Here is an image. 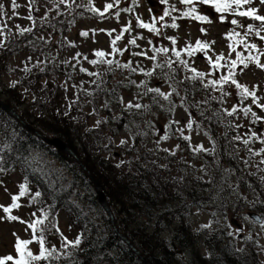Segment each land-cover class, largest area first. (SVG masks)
Instances as JSON below:
<instances>
[{
  "label": "trees",
  "instance_id": "1",
  "mask_svg": "<svg viewBox=\"0 0 264 264\" xmlns=\"http://www.w3.org/2000/svg\"><path fill=\"white\" fill-rule=\"evenodd\" d=\"M29 1L35 8V2L45 0ZM91 9L87 0H70L63 8L45 11V16L40 19L41 25L34 23L35 30L47 31L51 40L52 35L58 34L61 43L56 41L50 45H56L61 50L64 34L71 32L72 24L77 19H104L109 14L107 11L100 16ZM35 30L27 38L33 40L35 45H40V39L34 35ZM23 35L20 33V36ZM18 36L13 34L0 41V81L3 70L9 68L11 55L25 50L11 51L12 42L15 38L18 40ZM167 49L171 64L164 82L169 87L165 94L168 99L148 91L149 88H159L153 84L160 78V73H153L154 69H146L145 73L140 63L133 68L131 59L118 55L95 59L99 75L94 87L87 93L94 100L90 102L87 99L90 111L87 116L93 115L97 120L94 127L87 126L86 122L79 124L65 112H59V94L49 77L59 70L56 60L28 67L26 77H22V74L10 85H3L0 99L9 103L26 124L44 136L60 138L77 155L104 191L108 205L118 214L114 217L117 229L133 243L149 264H264L257 257L252 243L237 249L227 227L220 228L216 223L215 228L209 229L205 225L194 228L190 221L192 206L205 204L202 189L213 187L217 180L210 170L208 173L212 178L205 180L203 177L202 172L206 171L203 165L207 162L212 163L215 170H220L224 163L235 168L239 173L234 172L239 195L255 200L248 203L241 198L236 204L233 203L230 207L232 215L237 216L240 210L247 208L264 216V163L244 149L240 130L233 121L237 113L235 111L228 115L236 106L228 111L223 109L228 94L233 93L238 102L245 101L247 97L240 96L241 90L231 80L226 83L213 82L231 71L234 74L232 79L247 86L236 77L238 74L233 66L224 75L213 71L205 73L189 64L194 53L189 54L188 48L182 49L172 43V47ZM173 49L179 53V57ZM126 64L128 67H124ZM196 73H203V76ZM138 75L146 77L145 82L141 80V86L135 82ZM42 77L45 78L43 82L40 80ZM18 80H24L29 94L22 95L17 91L20 85ZM130 88H139L138 92L147 107L129 108V103L121 106L119 100L124 91ZM171 96L181 97V104L193 106L197 126L211 139V152L191 151V145L182 135L173 137L177 144L174 152L160 149L158 143L153 149L144 145L139 147L146 139L144 126L152 123L160 112L169 129L174 132L169 107L162 104L168 102ZM29 98H33V101H28ZM82 100L83 95L80 94L78 100L71 104V110L78 103L85 105ZM175 101L172 98L171 103L175 104ZM29 103L37 104L38 107L29 110ZM157 105L161 109L155 107ZM152 114H155V118L151 117ZM130 123L134 125L131 135L133 142L127 144L123 140L124 143L116 144L115 134L125 130ZM92 144L101 152L89 149L88 146ZM122 145L125 149L123 156L118 153L120 157H115L113 149L121 148ZM213 151L216 154L214 158ZM70 158L0 108V176L18 170L22 175L21 185L25 186L26 191L34 185L41 192L38 198L35 196V201L42 214L34 221L43 223L33 230L35 237H43L45 247L51 235L57 231V209H63L81 230L65 256H59L52 250L49 251L51 255L47 252L45 258L31 260L30 264H146L116 235L109 216L98 203L92 179L78 162L70 161ZM177 173H181L179 177ZM247 184L250 187L245 186ZM218 208H221V204L213 205V211ZM77 238L79 244L74 243Z\"/></svg>",
  "mask_w": 264,
  "mask_h": 264
},
{
  "label": "rangeland",
  "instance_id": "2",
  "mask_svg": "<svg viewBox=\"0 0 264 264\" xmlns=\"http://www.w3.org/2000/svg\"><path fill=\"white\" fill-rule=\"evenodd\" d=\"M69 1L45 0L35 2L34 8L29 0H15L17 7L13 8V0H0V5H3L0 8V40L13 34H19L18 40L15 38L12 42L11 51L25 49L18 53L14 52L11 55L8 62L9 68L3 70L4 73H2L0 90L3 88V85H10L16 81L20 75L24 74L22 77H26L28 67L39 65L43 61L56 60L59 70L50 74L49 77L52 80L54 90L59 94L57 102V107L60 109L59 112H65L69 118L75 119V122L79 124H85L86 122L87 126L94 127L97 120L93 115L87 116L90 113L87 99L90 102L94 100L87 96V93L94 87L99 71L97 64L90 63V61L96 58L108 59L116 55L131 59L133 68L137 67L140 63L141 69L145 73L146 69H150V71L154 69L153 73H160V78L153 81V84L155 83L156 86H159L160 90L166 94L169 87L164 82L167 79L168 72H170L168 70H170L171 64L167 58V51L162 50L167 49V47L171 48L173 39L178 47L191 49H195L197 47L196 42L200 41L201 44H207L208 47L201 51H193L194 58L189 64L206 73L213 71L212 73L223 75L233 66L232 61H236L237 54H239L240 59L244 60L248 66L244 67V64L237 63L235 66L237 76L243 83L256 89V104L251 99L248 100L247 104L264 116V110L257 107V104L264 105V68L257 67L253 60L248 59L250 56L259 57V62L264 64V40H261L260 36L255 34L256 29L260 27V22L254 21L250 17H241L236 14L239 11H247L248 8L252 7L257 9L258 15H264V5H261L259 0H252L251 3L241 5L238 9L233 5L235 11L229 9L224 13L216 12L211 5L201 4L199 0H193L191 4H183L180 0H167V3L164 4L160 3V0H118V2H115V0H87L93 8L100 11L104 10L105 4L112 3L113 7L110 10L109 17L103 20L93 17L77 19L72 24L71 32L64 34V46L59 50L56 45H50L56 41L58 44L61 43V39H58L59 35H52L51 40L50 33L41 29L35 30L34 23L37 22L38 25H41L40 19L45 16V11H52L55 7L63 8L70 3ZM193 7L196 9V15L207 16L208 19L201 21L189 16H183L184 12ZM123 9H131V11H123ZM165 9L169 11L168 16H164ZM162 16L163 19H160ZM221 16L224 17L223 20H221ZM154 18L157 32H150L146 28L138 27V22L152 24ZM234 19L237 21L235 25L231 23ZM173 23L177 27H171ZM250 24L253 26L252 32L247 31ZM125 28L129 30L123 31ZM25 29H30V31H25ZM201 29L204 31H201ZM32 30H35V37L40 39V45H35L33 40L27 38ZM82 32H86L87 35L82 36ZM20 33H24V35L20 36ZM260 35L264 36V31ZM117 36L121 38L116 40L115 45H113L112 41ZM130 40H135V45L129 44ZM251 44H255L256 49L245 46ZM113 48L116 51H113ZM97 51H102L105 55L97 57L95 55ZM152 57H155V59H152ZM218 58H220L218 66H213L217 64ZM81 69H84V71ZM138 77V80L135 82L139 83L138 86H141V80L145 82L146 77L143 75H138ZM24 80H18L20 85L17 91L22 95L29 94L28 92L30 91L26 84H24ZM40 80L43 82L45 78L42 77ZM151 83L150 85H152ZM138 90L139 88L137 90H133L132 88L125 90L123 97L119 100L121 106L131 103L132 105L141 104L142 108H145L144 106L147 107V103L141 99V93ZM80 94L83 95L82 101L85 105L78 103L76 108L71 110V104L78 100ZM172 98L174 101L176 100L175 104L171 103ZM181 99L178 96L177 98L171 96L168 102L162 103L164 107H169L168 110L175 124L174 132L169 130L162 112L156 118L155 114H152L151 117L155 118V120L144 126V131L146 129V139L139 144V147L144 145L149 149H153L156 143H158L160 149L165 148L175 151L176 142L173 137L181 131L184 135L189 136L192 145V149L189 148L191 151L198 144H201L204 148L212 149L209 137L199 125L197 126L194 114L189 111L192 110L193 106L189 103L179 104V100ZM31 100L33 101V98L28 99V101ZM227 101L228 103L225 104L226 108L230 104H234L235 98L232 96ZM29 105V110H35V107H38L34 103H29ZM155 107L161 109L159 105ZM251 113L252 110L247 115H251ZM189 122L192 124L191 128L187 127ZM237 123H239L238 128L241 131H254L252 129L254 125L246 128L243 126V121H237ZM256 126L258 129L254 132L258 134L253 137L255 141L253 147L260 148L259 157L264 159V151H261V149H264V121L262 119L257 120ZM27 129L36 133L39 137L43 136L37 129L34 131L31 125L27 126ZM132 131H134V125L130 123L125 130L115 134V143L118 144L124 140L127 144H131L133 142L131 139ZM63 144L65 143L63 142ZM88 147L94 152H101V149L95 145ZM113 151L123 156L125 149L122 145L121 148H114ZM116 155L119 156V154ZM70 161H76V159L74 160L71 156ZM181 169L183 170V166H181ZM87 174L91 179L92 174L90 171ZM228 174L227 170H222L220 175L214 172L212 176H217L216 182L214 181L213 187L207 189L205 187L207 192L213 193L214 198L212 200L214 202L216 198H222V191L230 193L225 197L227 202H231L235 197L236 194L234 195V193L236 191L229 182ZM212 176L207 175L204 178L207 180L212 178ZM21 178L22 176L18 171H11L8 174L5 173L0 176V258L8 255L13 256V258L16 256L15 244L17 239L31 241L32 231L29 230L27 222L38 215L37 207L25 205L24 198L18 199L20 207L13 208L10 213L18 217L17 220H8V214L3 211L4 207H9L12 204V197L17 193V183ZM228 189L231 190L227 191ZM243 197L247 198L248 196ZM248 199L250 203L253 202L250 197ZM208 209V206H203V209H193L194 215L191 221L195 226L205 225L210 229L215 228L213 224L216 220L223 221L221 213L215 215ZM114 215L118 216L115 213ZM211 216L216 218V220L211 219ZM57 218L58 226L64 236L69 239L73 238L76 235L78 226L74 228L70 226L69 217L62 211L58 212ZM243 221L246 224L245 230H251V234H257L258 245L252 246L258 251V257L262 258L264 254V224L256 226L255 221L247 216H244ZM231 229L233 234H236L237 228L232 227ZM249 239L251 240L252 237L249 236ZM233 240L236 247L237 242L239 245L244 244L241 240L237 242L235 239ZM54 242L58 243L59 239L54 238ZM27 247L33 251L37 249L34 241ZM5 264H13V262L6 261Z\"/></svg>",
  "mask_w": 264,
  "mask_h": 264
},
{
  "label": "snow or ice",
  "instance_id": "3",
  "mask_svg": "<svg viewBox=\"0 0 264 264\" xmlns=\"http://www.w3.org/2000/svg\"><path fill=\"white\" fill-rule=\"evenodd\" d=\"M115 2H118V0H115ZM180 2L183 3V4H191V3H193V0H180ZM199 2L201 4L211 5V7L214 8L215 11L218 12V13H224V12H227L229 9H233V5H235L236 9H238V8L241 7V5L251 3L252 0H199ZM160 3H162V4L167 3V0H160ZM259 3L261 5H264V0H259ZM2 7H3V5H0V8H2ZM15 7H17V5L15 3V0H13V8H15ZM112 7H113V4L112 3H108V4H105L103 12H100L98 9H95V8H92L91 10L94 11V12H98L100 16H103L104 13L107 12ZM123 11H131V9H123ZM233 11H235V9H233ZM195 13H196V9L193 7L191 9H189L188 11L184 12L183 16H189V17H192L193 19H197V20H201V21H206L208 19L207 16H198ZM236 14L241 16V17H250L254 21H259L260 22V27L258 29H256L255 34L257 36H260L261 40H264V36L260 35V33L262 31H264V15H258L257 14V9L256 8H252V7L248 8L247 11H239ZM117 15H119V13H117ZM168 15H169V11H168V9H165L164 16H168ZM220 18H221V20L224 19L223 16H221ZM29 19H31V17H29ZM160 19H163V16L160 17ZM173 19H175V18H173ZM231 23L233 25H235V24H237V21L234 19V20L231 21ZM138 27L146 28L150 32H157L158 31L156 29V27H155V18L153 19V23L152 24L138 22ZM171 27L175 28V27H177V25L175 23H173L171 25ZM128 30H129L128 28L123 29V31H128ZM25 31H30V29H25ZM201 31H204V30L201 29ZM247 31L248 32H252L253 31V26L251 24L248 25ZM81 35L82 36H86L87 33L86 32H82ZM230 35H232V34L230 33ZM236 35H238V34H236ZM120 38H121L120 36H117L116 39L112 41V44L115 45L116 40H119ZM169 39H172V38H169ZM172 42L174 44L175 40L173 39ZM128 43L129 44H135V40H130ZM196 43H197V47L195 49H189V54H191L193 51H201V50H204V49H206L208 47L207 44H201L200 41H197ZM245 46L246 47H250L252 49H256V45L255 44L245 45ZM113 51H116V49L113 48ZM155 51H159V50H155ZM162 51L166 52V51H168V49H163ZM173 51L175 52V49H173ZM95 55L97 57H103L105 55V53H103L102 51H97L95 53ZM175 55L177 57H179V53L178 52H175ZM152 59H155V57H152ZM219 59L220 58L217 59V64H215L213 66H218ZM237 59L239 60L240 63L244 64V67L248 66L244 62V60L240 59L239 54H237ZM248 59L253 60L256 63L257 67L264 68V64H261L259 62V57H251L250 56V57H248ZM209 62L211 63V61H209ZM90 63L95 64V63H97V61L93 60V61H90ZM108 63L110 64V63H112V61H108ZM182 63H185V62L182 61ZM236 63H237V61H232L233 67H235ZM124 67H128V65L126 64V65H124ZM81 70L84 71V69H81ZM191 71L196 72L195 69H191ZM147 74L150 75L151 73H147ZM196 75L203 76V73H196ZM233 75L234 74L230 71L227 76H223V77H221V79L219 81H214L213 83L214 84L226 83L229 80H231V83L236 85L237 89L241 90L239 94H240V96L242 98H246V97L250 96V97H252V102L254 104H256V94H255V92L254 91H250L247 87H244V86L238 84L235 79H232ZM148 91L149 92H156L160 96H163L164 99H168V95H165V93L160 92L159 88H149ZM128 107L129 108L135 107V108L139 109V108L142 107V105H140V104L132 105L131 103H129ZM144 107H146V106H144ZM257 107L261 108L262 110H264V105H262V104H257ZM235 111H236V109L234 107L232 112H229L228 115H232L233 112H235ZM243 111L245 112V114H247L248 112L251 111V109L250 108H245V109H243ZM252 115L256 118V120L262 119L261 117L256 116V113H254V112L252 113ZM187 127L188 128L192 127L191 122H189ZM255 135H256V133L252 134V136H255ZM183 138L185 140L189 139L188 136H184ZM162 139H163V137H162ZM236 139H239V137H236ZM249 139H251V137ZM121 143H124V141H121ZM244 143L247 144L248 140H244ZM196 150L199 151V150H203V149L201 147H197ZM261 151H264V149H261ZM20 188H21L20 196H23L25 194V191H26L25 186L21 185ZM37 195H39V193H37ZM18 199H19V196H13L12 197V204L9 207H4L3 208L4 213L8 214L7 215V219L8 220H17L18 219V217L13 216V215L10 214L12 212L13 208H19L20 207V205L17 203ZM21 222H23V221H21ZM41 223H43V221H40V220L33 221L31 224H29V227L32 228L33 230H35L37 225H39ZM33 239H37V237L34 236ZM39 242H40V254L39 255H33L32 252L26 251L27 246L30 243H32V241L17 239L16 244H15V251L19 254L20 258L19 259H14L13 256L8 255V256H5L3 258H0V264H5L6 261H12L13 264H27V261L29 259L30 260H40L42 258H45V252L47 250L44 248V245H43V237H39ZM74 243L75 244H79L80 243L79 238H77V240ZM48 255H51V253L49 252Z\"/></svg>",
  "mask_w": 264,
  "mask_h": 264
},
{
  "label": "water",
  "instance_id": "4",
  "mask_svg": "<svg viewBox=\"0 0 264 264\" xmlns=\"http://www.w3.org/2000/svg\"><path fill=\"white\" fill-rule=\"evenodd\" d=\"M0 107L2 109H4L6 112H8L10 115H13L17 119H20L19 115L13 109H11L8 104H5V103L0 101ZM43 139L47 143H49L50 145H53L54 147H56L59 151L68 152L70 154L72 153L71 150L69 148H67L66 145L63 144V142L60 139H58V138L47 139V138L43 137ZM79 164H80V166L83 169H85L84 165L81 162H79ZM94 185H95V190H96V192L98 194L99 201L101 202L102 206L104 207V209L107 211V213L111 217V214H110L109 209H108V207H107V205H106V203L104 201V196H103V194H102V192L100 190V187H99V184L97 183V181H94ZM126 242L129 243L128 240H126ZM129 245L134 250V247L130 243H129ZM136 253H138V251H136Z\"/></svg>",
  "mask_w": 264,
  "mask_h": 264
},
{
  "label": "bare ground",
  "instance_id": "5",
  "mask_svg": "<svg viewBox=\"0 0 264 264\" xmlns=\"http://www.w3.org/2000/svg\"><path fill=\"white\" fill-rule=\"evenodd\" d=\"M108 216H109V218H110V220H111V223H112L113 226L115 227L116 225H115L114 217H113V216L110 217V215H108ZM235 245H236V244H235Z\"/></svg>",
  "mask_w": 264,
  "mask_h": 264
}]
</instances>
